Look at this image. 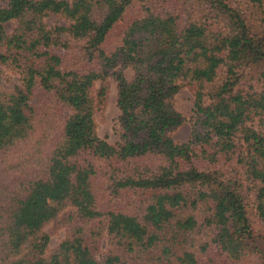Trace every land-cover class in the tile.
Listing matches in <instances>:
<instances>
[{"label": "trees", "instance_id": "1", "mask_svg": "<svg viewBox=\"0 0 264 264\" xmlns=\"http://www.w3.org/2000/svg\"><path fill=\"white\" fill-rule=\"evenodd\" d=\"M1 68L0 264H264V0H0Z\"/></svg>", "mask_w": 264, "mask_h": 264}, {"label": "rangeland", "instance_id": "2", "mask_svg": "<svg viewBox=\"0 0 264 264\" xmlns=\"http://www.w3.org/2000/svg\"><path fill=\"white\" fill-rule=\"evenodd\" d=\"M44 21L49 28L59 24H68L67 20L55 14H48L44 18ZM14 27L15 21L13 20L5 23V29L7 30V32L12 31ZM1 70V86L5 90H11L14 85L19 83L18 74L8 72L4 68H1ZM123 74L127 80H130L133 77V71L130 68H125L123 70ZM108 86L109 89L106 101L102 107L101 112L97 113L96 131L97 135L100 138L105 139L109 143H114L119 140V136L121 133V127L118 123L119 109L116 105V81L112 78H109ZM173 102L176 110L184 117V121L177 129H175L171 133V136L176 142H185L188 139L192 128L194 97L189 88L183 87L175 94ZM2 157L3 159L0 161V166L2 163H7V154L3 155ZM43 230L50 235L47 246L48 251L57 246L65 234V227H57L55 221L47 223L44 226ZM104 247V242H101L100 248L103 249Z\"/></svg>", "mask_w": 264, "mask_h": 264}]
</instances>
